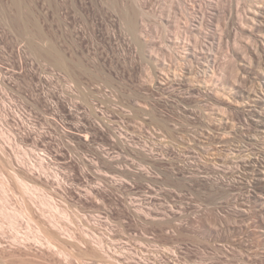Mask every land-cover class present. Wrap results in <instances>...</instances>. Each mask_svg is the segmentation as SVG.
<instances>
[{"label":"rangeland","instance_id":"374dc122","mask_svg":"<svg viewBox=\"0 0 264 264\" xmlns=\"http://www.w3.org/2000/svg\"><path fill=\"white\" fill-rule=\"evenodd\" d=\"M15 1L0 0V180L8 181L7 194L12 200L9 204L15 207L23 205L20 204L22 193L16 182L18 175L31 189L35 190V186L38 185L48 195L53 196L58 204H62L60 208L68 214L67 216L62 214L59 216L56 212H49L50 214L46 213V215H54L58 219V224L63 227L62 235L58 233L61 236L60 240L55 241V244L56 248L65 252L67 256L58 255L57 250L56 253L53 249L49 250L43 236H40L42 239H37L38 242L33 237L32 232L36 231L37 223L42 219L39 215L41 206L38 207L40 204L36 203L35 206L31 204L35 222L26 221L19 227L20 234L17 240L20 239V247L15 240L16 226L13 227L12 222L3 223L4 228L0 229V264H264V209L253 201L249 202L248 195L253 189L245 186L246 179L241 175L244 170L236 167L237 169L233 168V173H229L227 177L222 176L223 172H228L227 168L230 165L222 166L225 163L220 160L217 162V159L211 162L213 152L203 154L199 149L196 152L197 149L192 148L191 144L195 138L199 139L198 142L204 140L201 133L203 130L192 128L195 122H199V118L184 113V110L192 106L193 109L200 111L199 108L202 106V109L208 113L207 104L210 102L196 93L191 94L193 101L183 98L179 100L178 97L182 95L189 96V92L185 89L184 92L181 90V95L179 90L172 91L171 85H168L169 91L162 92L163 90L159 88L160 73L157 72L159 69L153 59L158 56V48L161 44L162 27L159 25L162 22L165 3L173 1L183 4L184 2L181 9L187 4L189 8L195 5L194 8L197 6L195 9L202 14L203 9L210 7L208 1L211 0H200V2L199 0H98L97 3L95 0L93 3L98 15L96 18L107 12V17L110 15L113 17V20L111 18L113 28L117 25L116 29L119 27L121 29L119 33L123 31L121 35L114 29L119 35L116 41L120 44V46L117 44V52H120L118 60L113 56V50H110L98 33L96 42L98 41L99 44L93 47L95 48L93 51L98 54L93 53L96 64L87 65L88 68H92L91 73L94 74L96 81L99 78L94 84L96 86L104 84L102 88L109 85L107 89H111L109 90L111 93L113 90L114 95L112 94L113 97H109V100L101 96L102 93L98 94L100 91L93 92L92 96L90 92L83 97L74 96L75 98L71 99L72 103L77 105L78 112L73 115L64 111L65 109L60 105L59 95L56 97L58 99H54L57 110L54 107H49L50 109L47 107L48 84L45 82L51 66L48 65L44 54L43 31H47V27L44 29L47 24L45 0H35L38 4L35 6L37 23L36 18L30 16L32 0ZM212 1L214 2L211 3L216 2L217 5L222 3L218 8L222 20L220 24H215L216 28L222 30L219 31L222 37L215 42L216 45L211 51L218 62L216 69L211 70V74L216 73L214 75H218L217 77L221 74L219 88L223 87L222 84L228 86L225 91L224 87L218 89L224 91L226 95L224 102L232 103L233 93L230 87L234 76H231L233 79L230 78L231 82H229L230 73L228 71L225 73L223 64L226 65L231 59L233 47L238 46L236 42L243 41L242 38L245 41L248 35L242 36L236 32L235 25L231 22L233 19L231 21L229 19V11H232L233 17L236 18L242 8H245V3L243 0H240L241 2ZM226 1L231 3L228 5L230 8L226 6L228 4ZM126 5L130 12L142 19L141 25L145 24L142 36L151 41L154 55L148 57L143 44L140 43L141 40L138 38L136 40V36L126 30L125 24L123 25L126 18V13L123 11H128L124 8L127 7ZM101 8L104 10L101 11ZM108 8L112 9L108 10ZM209 11H207L208 16L214 13ZM174 12V15L177 14L179 19H182L181 12L176 13L178 11L175 10ZM139 13L142 15L140 16ZM201 14L195 15L200 17ZM181 21L185 23L184 19ZM32 23L38 26H34L35 24L32 26ZM121 25L125 28L123 29ZM57 27L56 25V29ZM34 28L38 29L33 30ZM172 30L167 33L171 45L175 41ZM36 31L41 33L38 34ZM56 31L60 34L59 29ZM238 36L241 38L237 39ZM56 37L58 43H61V34L60 37L59 35ZM246 41L248 42V39ZM99 46L105 47L99 48ZM206 47L211 49L208 45ZM70 49L73 48L70 47L66 51L71 54ZM243 49L240 47L243 51L241 53L245 52ZM107 57L110 60H107ZM105 60H107L106 64ZM218 64H222L223 67H219ZM54 69L57 71L56 68ZM107 69L113 76L106 71ZM50 70H53V67ZM64 77L62 83L64 79L67 81ZM64 89V86H60L57 90L58 94ZM176 92H179L180 96L170 95L177 94ZM194 101H198V105ZM163 114L170 119V122L173 121L176 125L179 122V131L171 134L161 131L159 125ZM233 114L231 113L232 117L235 116V113ZM235 117L232 118L233 122L237 120V118L234 120ZM98 124L107 129L96 131L93 125ZM80 126L86 127V130L79 128ZM257 149H260V146L255 147L250 153ZM208 160L210 163L206 164ZM213 166L222 169V173L212 174L210 169ZM193 173L201 179L209 177L217 180L222 176L221 179L226 177L224 179L226 181L220 188L204 181L191 180ZM47 180L54 183L53 187L44 184ZM55 180L61 185L58 183L59 186ZM22 246L26 247L24 251Z\"/></svg>","mask_w":264,"mask_h":264},{"label":"bare ground","instance_id":"6f19581e","mask_svg":"<svg viewBox=\"0 0 264 264\" xmlns=\"http://www.w3.org/2000/svg\"><path fill=\"white\" fill-rule=\"evenodd\" d=\"M94 1L95 0H93V1L92 0H45L44 1V2H46L45 5H47L46 6L47 12L45 13V15H46L45 20H47L46 21L47 26L45 25V28H44V29H46V27H47V31L46 30L43 31L45 33V34H43L44 38H45V40L43 39L45 41L44 42L45 43L44 54H45V58H46L47 62L49 63L48 65H50L51 68L53 67V70H50L51 68H49L50 72L48 71L49 73L47 74L48 76H47V80L45 82L48 84V93H47L46 97H48L47 102H49L48 104L50 105V106L48 105L47 107L48 108L54 107L56 109L57 103H55L56 101H54V99H58L56 97L60 96V99H59L60 103H61L60 105H62V107L65 109V110L64 109L63 110L66 111L69 115H73V114L78 112V107H76L77 105H74L72 103L71 98L74 96H76V97L82 96L83 97L84 94H87L89 92L91 93V96H92L93 92L95 93L97 91H100V93H98V94L102 93L101 96L107 98L108 100L113 97L112 96L113 90L111 93L109 91L111 89H107L109 85L107 87L104 86L102 88V85H104V84H102V85L100 84L97 86L94 84L95 82H97L99 80V78L96 81V79L93 77L94 74L91 73L92 68H88L89 66H87L89 64H91V66H92V64L95 63L93 53L94 54H96V53L94 52L95 50L93 51V49H95L93 47H94V45L99 44V43H97L98 41L96 42V37L98 36V33L101 36V38L104 41H106V45L110 48V50H113V52H114L113 56L117 57V58L115 57L116 60H118V58L120 56V55H118L120 52L119 53L117 52L118 51L117 44H119V43H116V41L118 39L117 37L119 35H117V33H116L117 31L114 30V29H116V27L118 28V26L116 25V27L113 28V26H114V24L112 22L113 17H110L111 16L110 15V16H108L110 18H108L106 16V13H107L106 10L104 11V13L105 12L106 13L105 14L103 13L104 15L100 14L99 18H96V17H98V15H96L97 13H96V10L94 8V3H93ZM97 2H98V0L96 1V3ZM199 2H200V0H199ZM204 2H206V1H204ZM211 2H214V1H212V0L208 1V4H209L208 7L210 6L212 8L209 7L208 9L202 10V7H201V10L203 11L202 14L200 11L195 9L197 6L194 8L195 5L192 8H189V7H187L188 6V4H187V5H185V8L182 7V9H181V6L183 4H185L184 2H183V4H182V2L181 3H177V2L175 3L173 1L170 3L169 2L165 3L164 8H163V12H162L163 15L161 14L162 15L161 16L162 22H161V25H159L162 27V32H161V37H160L161 38V42H160L161 44H160L159 48L157 47L159 49L158 54H157L158 56H156V58L155 57L153 58L154 63L156 61L155 64H157V67L159 70L156 68V66H155V68L158 70L157 72L160 73L159 74L160 76L158 78L159 84H160L159 88L161 90H163L162 92H164L165 90L166 91L168 90V88H169L168 85H171L170 87L173 90L172 89H170V90H172V91L179 90V92H180L181 90L183 91L184 89L187 90L189 92V94H188L189 96H186V97L181 94L182 92H180V94L184 97L180 96L179 92L178 93L176 92L178 95L173 94V93L170 94V95H174L172 97H175V95L177 97L180 96V97H178L179 100L181 98L187 99V100L188 99L192 100L191 94L196 93V94H198V96L200 94L202 98L204 97L207 101L210 102L207 104L208 108H209L208 113H206L207 111L205 109H204L205 111L202 109V106H200L201 108H199L200 111L193 109L192 106H190V105L189 106L192 109L191 108L188 109L187 107L185 109V107H184V109H185L184 113L195 115L199 118L198 119L199 122H195L193 124L192 128H195L197 130H199L201 128V130H203V132H201V133L203 135L204 140L202 141V139H201L198 142L199 139L197 140L195 138L191 144V145H193L192 148H194V150L197 149L196 152H198V149H199L200 152H203V154L204 153L208 154V153L213 152V153H211V155H213L212 156L213 158H211V159L208 158V159H210V161L213 160V162H214V159H215V161L217 159V162H218V160H220V162L225 163V164L221 163L222 166L224 165L226 167L227 165H230V167L227 168L230 171L228 170V172H223V173L221 172L222 169L220 170L216 166H213L210 169L212 174L214 172V174L217 175V173L221 172L223 174L222 176H226V175H230L229 173H233L232 172L233 168H236V167H238V168L240 167V169L242 168L244 170V173L241 175H243V177L246 179L245 186L249 187V189L250 188L253 189V191L251 190L249 192L250 194L248 195L249 199H250L249 202L253 201L257 205H260L261 207H263V209H264V0H243V3H245L244 4L245 8H242L243 11L241 10L240 15H239V13H238V16L236 15L237 13L235 14L236 18L233 17V14H232L233 12L229 11L230 7L228 5H230L231 3L229 2L230 3L229 4L226 1L228 3V4H226V6L229 7L228 11L230 12V14H229L230 18L229 17L228 18L230 19V21L233 19L231 22L234 23V25H235V26L233 25L234 28H236V30H237V31L236 30L235 31L238 34H242V36L248 35L247 36L248 38H246V36H245L246 40L248 39V42L246 40H245L246 41L245 42L244 38H242L244 41V44H243V41H241V40L239 43L236 42V44H238V46L233 47V50L231 52L232 55L230 56L231 59L228 60L227 64L225 63L226 65L223 64L224 69L226 70L225 73L227 71L230 73V76L227 73V75L229 76V78L227 77L228 81L230 80L231 76H234V81L231 80L233 83H232L231 87L229 86L231 88L230 91H232V93H233L232 94L233 95L232 103L229 101H228V103L224 102V99H225L224 96H226L224 91L227 89L228 85L222 84L224 87V89H223L224 91L219 90V89L223 88L222 86H221V88H219V86H218V85H220L218 82L220 80L219 77L221 76V74L219 75V77H217L218 75H214L216 73H213V75L211 74V70L214 68L216 69V66L218 63L216 60L217 59L216 56L213 55V53L211 51H213V47H215L214 45H216L215 42L219 39V37H222V35L220 36V34H219L220 33L219 31H222V30H219V28H216V26H215L216 23L220 24L221 20H222L221 19L222 16L219 15V11H218V8H219V6H221L222 3L220 2L217 5L216 2L214 4ZM30 3L33 4V5L31 4L32 8L30 11V13H31L30 16H32V18L35 19L37 17L36 16L37 12L35 10L36 9L35 6H37L38 4H37V1L35 2V0H32V2H30ZM103 3H105V2H103ZM113 3H114V1H113ZM127 3H128V1H127ZM107 4H105V5H107ZM114 4H116V3H114ZM100 6H98V7H100ZM128 6H129V4H128ZM128 6L124 7L128 10L127 12H124L122 10L123 13H126L125 14L126 18L124 16L125 22L123 23V25L125 24L126 30L130 31V33H133V35L136 36V40L138 38L139 40L142 41V42L140 41V43L143 44L144 51L146 54H148V57L151 54L154 55L152 53L153 52V46H152L151 41H149L148 38H147V40H146V38L144 39V36H142V35H144L143 34V31H144L143 26L145 24L141 25L142 19L137 18V16L135 14L130 12L131 10L128 9ZM18 7H20V6H18ZM114 7H113V9H114ZM102 8H103V6H102ZM102 8H101V11L104 10ZM237 8L239 9V7H237ZM110 9H112V8H110ZM110 9L108 8V10H110ZM126 9H125V11H126ZM209 9L214 11V13L211 11L213 14H211L210 16H208V12H207V11H209ZM225 9H227V8H225ZM174 10L178 11L176 13L181 12L180 14H182V15L180 16V18L182 17V19L185 20V23L181 21L182 19H179V17H178L179 15L178 16H177V14L174 15V13H175ZM239 10H238V12H239ZM99 11H100V9H99ZM99 11H97V12H99ZM142 12H144V11H142ZM211 12L209 11V13H211ZM198 13L201 14L200 17L198 15H195ZM20 14H21V12H20ZM108 15H109V13H108ZM139 15L141 16L142 14L139 13ZM100 16H101V18H100ZM207 16L210 18V20H209V18L207 19ZM38 17H40V16L38 15ZM111 18H112V20H111ZM119 18H120V16H119ZM34 19H33V22H34ZM36 20H37V18L35 19V21ZM114 22H115V20H114ZM36 23H37V21H36ZM33 24H35V23H32V26H33ZM115 24H117V23H115ZM218 24H217V26H218ZM56 25L58 26L57 28L59 29V32L61 34V40H60L61 43L60 42L58 43L59 40L57 41L56 36L59 35V37H60V34L59 33L57 34L56 30H58V29H56ZM34 26H36V24ZM122 28H123V26H122ZM35 29L36 28H34L33 30H35ZM119 29H120V27H119ZM119 29H116V30H118V33H119ZM170 29H173L172 32L175 34V38L173 37L175 41L172 43V45H171V43L169 44V39L167 36V33L170 32ZM36 32L38 34L41 33L38 31H36ZM32 33H33V31H32ZM122 33H123V31H122ZM122 33L120 31L119 34L122 35ZM237 33H236V35H237ZM38 34H36V35H38ZM127 34H128V32H127ZM174 34H173V36H174ZM121 38H123V37H121ZM240 38L241 37L238 36L237 39H240ZM98 39L100 40V38H98ZM127 39H128V36H127ZM204 39H206L208 42L204 41ZM221 39H223V38H221ZM124 40L126 41V39H124ZM234 41H236V40H234ZM99 42H101V41H99ZM170 42H171V40H170ZM125 44L127 45V43H125ZM125 44H123V45H125ZM67 45H69V48L70 47L73 48V49H70L71 54H72V50H73L72 55L70 53H67L68 51H66V50L69 49ZM155 45H157V44H155ZM206 45L211 47V49L207 48ZM65 46H67L66 47L67 49L65 48ZM118 46H120V44ZM100 47L104 48L105 46L104 47L99 46V48ZM240 47H241V49L242 48L245 49L244 53H241L242 50H240ZM124 50H123V53H124ZM96 51H98V50H96ZM119 51H121V49ZM126 51H129V50H126ZM107 52L109 53V50ZM68 54H70V55H68ZM101 54H103V52ZM96 55H98V54H96ZM227 56H229V55H227ZM120 58H122V57H120ZM124 58H126V57H124ZM150 58H151V56H150ZM106 59L110 60L108 57ZM145 59H146V57H145ZM107 60H105L104 63L107 62ZM113 60H115V59H113ZM169 60H170V63L172 62L171 64L168 63ZM97 61H98V59H97ZM85 63H86V65H85ZM113 65H114V63H113ZM113 65H111V66H113ZM221 65L222 64H220L219 67ZM115 66H117V65H115ZM223 66H221V68ZM54 68H56L59 73H56L57 71ZM109 68L110 67L108 66V69ZM221 68H219V69H221ZM101 69L99 68V70H101ZM108 69L106 71H108ZM93 71H95V70H93ZM103 71H105V70L103 69ZM222 72H224V70ZM104 73H106V72H104ZM109 73L112 74V72H109ZM97 74H98V72H97ZM64 76L67 78V81H66V79H64L63 83L65 82V84L63 85L62 78ZM112 76H113V74H112ZM106 78L107 77H105V79ZM222 78H224V77H222ZM109 79H111V78L109 77ZM231 79H233V78H231ZM231 81H229V82H231ZM194 82H196L197 84L195 85ZM209 82H210V85H209ZM99 83H100V81H99ZM120 83H121V81H120ZM229 84H231V83H229ZM60 86L61 87L64 86L65 89L63 90L62 93L60 92L61 94L60 93L58 94L57 90L60 88ZM157 86H158V84H157ZM209 86H211V88ZM57 87H59V88L57 89ZM74 91H76V93H78V94H75ZM193 96H194V94H193ZM87 97H88V95H87ZM87 97H86V99H87ZM175 100L178 102L177 99H175ZM112 101H114V99ZM198 101H200V100H198ZM202 101H203V99H202ZM207 101L205 103H207ZM194 102H196V101H194ZM75 103H77V102L75 101ZM198 103H197V105H198ZM185 105H187V104H185ZM199 105H201V104H199ZM93 108H94V106H93ZM128 108H130V107H128ZM196 108H198V107L196 106ZM205 108H207V107H205ZM79 109H80V107H79ZM201 109L203 111H201ZM86 111H84V112H86ZM182 112H183V110H182ZM231 113H232V115H234L233 113H235L236 117L235 116H233V117H235L234 120L237 118V120H235L236 122H233V119H232L233 117H232ZM162 116H161V122L159 121L161 123L159 125V126H161V127H159L161 129V131L163 130L167 134L168 133L171 134V133H175V132L179 131L178 130L179 129V127H178L179 122L176 125L175 122H173V121H172L173 123L170 122V119L168 118L169 119L168 120L165 117L166 115L164 116V114H163ZM186 118L188 120V117H186ZM171 120H172V118H171ZM196 120H193V122ZM89 124H91V123H89ZM93 126L92 127L94 129H96V131H104V129H105V127L101 124L93 125ZM79 128H83L86 130V127L80 126ZM111 129H112V127H111ZM202 135H200V136H202ZM194 136H196V135H194ZM257 146H260V149H257L258 152H257V150L256 151L254 150L256 153L253 152L251 154L250 152L253 149H255V147H257ZM200 152H199V154H200ZM209 157H211V156L209 155ZM208 162H209V160L207 161L206 164H208ZM195 166H197V165H195ZM194 171L196 172V170H194ZM225 171H227V170H225ZM16 175H18V174H16ZM18 176H16V182L18 183V185L20 187V191L22 193L21 202L18 201V203L20 202V204L21 203L23 204V205H21V207H15L13 204H9L10 201H12V200H10L11 198L9 197V194H7L8 193L7 187L9 186V183L6 180L5 181L0 180V196H1L0 197V229L4 228V226H3L4 222H7V223L12 222L13 227L16 226L15 227L16 228L15 229V231H16L15 232V240H17L18 236L20 234L19 227L22 225V223H25L26 221L35 222V218H34L35 216L33 214L32 208H31L32 205L35 206L36 203L40 204L39 206L38 205H36V206H38V207L41 206V209L39 208V213H40L39 215H41L42 219L40 220L39 223L36 222L38 224V226L35 229L36 231L32 232L34 234L33 237H35V240L37 241V239L38 240L42 239V238H40V236H43L44 237L43 239L46 241V244H47L49 250L50 249H53L54 251L57 250L58 255L61 256L63 254L62 256H65L66 253L59 250V248L57 249L56 244H55V241H57L59 239V237H61L59 234L62 235L63 227H61L58 224V222H57L58 219L54 215L47 216L46 213L56 212L59 216H61V214L67 216L68 214H65L63 209L60 208V206H62V204L61 205L58 204L55 201V198L53 196H50V195H48V193H46V191L45 192L43 191L44 189L42 187L36 185L35 190H33L29 187L28 183L24 179H22L20 176L19 177ZM191 176H192L191 180H193V181L194 180L204 181L205 183H208L212 186H216V187H220V188H221V186H223L225 184L224 181H226V180H224V179L227 177L226 176L224 179H221L222 176L220 178L219 177L220 175H219L218 177L220 179L213 180V179H210L209 177L208 178L204 177L201 179V177L197 176L194 173ZM56 181L57 180H55V182ZM56 183L60 184L59 181ZM44 184L48 187H51V186L53 187V185H54V183L52 184V182L48 181V180L45 181ZM242 184L244 186V182ZM35 195H37V196H35ZM27 200H29V201H27ZM62 203L64 204V201ZM249 204H252V203H249ZM11 205H13V206H11ZM66 205H68V204H66ZM18 206H20V205H18ZM263 209L261 211H263ZM259 211H260V209H259ZM39 215H38V217H40ZM149 215H150V213H149ZM147 218H150V217H147ZM76 220H77V218H76ZM166 220H168V219H166ZM161 221H163V220H161ZM16 243L20 247V244H21L20 239L17 240ZM0 246H1V241H0ZM22 247H23V251H24V248H26V247L25 246H22ZM23 251H21V252H23ZM25 251L28 253L27 250H25ZM172 251H175V250H172ZM55 253H56V251H55ZM170 253H172V252H170Z\"/></svg>","mask_w":264,"mask_h":264}]
</instances>
